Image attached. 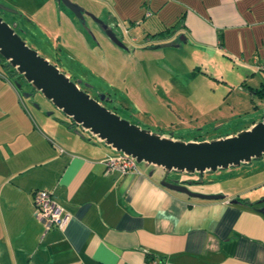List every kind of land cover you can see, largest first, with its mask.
I'll return each mask as SVG.
<instances>
[{
    "label": "crops",
    "instance_id": "crops-1",
    "mask_svg": "<svg viewBox=\"0 0 264 264\" xmlns=\"http://www.w3.org/2000/svg\"><path fill=\"white\" fill-rule=\"evenodd\" d=\"M110 1L116 11V0ZM135 1L126 2L129 13L121 17L137 10ZM169 3L175 11L171 22L162 20ZM145 5L143 15H154L148 22L159 25L146 30L150 41H172L180 34L184 44L206 49V62L232 57L254 65L253 56L264 57V0H147ZM35 7L33 12H42ZM172 24L165 36L151 34ZM10 75L0 73V264H142L150 258L167 264H264V190H202L198 182L205 170L196 190L223 197L197 198L159 183L163 173L183 179L161 167L150 174L141 164L136 171H105L102 159L115 153L109 145L65 115L31 114L19 103H6L14 92L19 96ZM255 174L264 180V163L247 176ZM35 188L50 190L69 213L63 227L44 228L34 216ZM236 197L243 199L231 201Z\"/></svg>",
    "mask_w": 264,
    "mask_h": 264
},
{
    "label": "rangeland",
    "instance_id": "rangeland-1",
    "mask_svg": "<svg viewBox=\"0 0 264 264\" xmlns=\"http://www.w3.org/2000/svg\"><path fill=\"white\" fill-rule=\"evenodd\" d=\"M57 1L58 7L50 6V0H0V17L91 97L106 93L108 100L99 101L121 118L151 131L188 139L198 134L211 137L237 132L264 114V100L253 93V87L264 82L263 70L232 57L206 62V49L184 44L180 34L172 41L145 38L146 30L159 26L148 22L154 15H143L147 0H136L137 10L130 11L134 12L130 17H121L129 13L128 0H116V11L111 9L110 0H71L91 14L83 12L82 18ZM37 5L41 14L32 11ZM174 12L172 7L165 10L162 20L171 22ZM104 30L119 37L123 47L112 42ZM8 67L0 57V73H8ZM10 78L19 96L15 92L12 99L6 95L8 105L19 103L31 114L44 110L48 116L64 115L16 71H11ZM135 163L145 165L144 161ZM262 163L264 154L248 164L208 170L198 185L202 190L246 187L250 190L247 194H259L264 190L263 177L247 175ZM167 173L181 176L179 181L192 191L217 193L196 190L197 182H188L199 177L196 171Z\"/></svg>",
    "mask_w": 264,
    "mask_h": 264
},
{
    "label": "water",
    "instance_id": "water-1",
    "mask_svg": "<svg viewBox=\"0 0 264 264\" xmlns=\"http://www.w3.org/2000/svg\"><path fill=\"white\" fill-rule=\"evenodd\" d=\"M60 1L78 18H82L83 12L91 16L71 0ZM104 33L112 42L123 47L112 31L104 30ZM0 55L11 66L8 69L22 76L31 88L38 90L79 129L109 145L113 151L131 157L134 162L144 161L149 166L148 174L154 167H161L166 173L168 170L196 171L200 175L205 170L238 165L264 154V115L237 132L198 139H185L139 127L101 104L102 94L91 97L82 90L55 63L29 47L1 17ZM159 183L190 197H223L218 192L192 191L182 180L178 182L164 173L159 177Z\"/></svg>",
    "mask_w": 264,
    "mask_h": 264
},
{
    "label": "built area",
    "instance_id": "built-area-1",
    "mask_svg": "<svg viewBox=\"0 0 264 264\" xmlns=\"http://www.w3.org/2000/svg\"><path fill=\"white\" fill-rule=\"evenodd\" d=\"M148 12H146L147 14ZM254 65L264 71V57H252ZM104 170L109 171L116 169L120 172L128 170H138L134 160L121 153L107 155L102 159ZM31 204L34 216L41 221L44 228L57 227L61 228L67 222L69 213L62 211L61 207L55 202L51 191L44 188H35L31 191ZM142 264H167L164 259L150 258Z\"/></svg>",
    "mask_w": 264,
    "mask_h": 264
},
{
    "label": "trees",
    "instance_id": "trees-1",
    "mask_svg": "<svg viewBox=\"0 0 264 264\" xmlns=\"http://www.w3.org/2000/svg\"><path fill=\"white\" fill-rule=\"evenodd\" d=\"M176 24H172L164 29H161L159 31H156L154 33H151L152 35H160V36H165L169 33H171L174 28H175ZM171 28V29H170ZM169 29V30H168ZM1 57V55H0ZM12 70L8 69V72L11 73ZM253 93H255L257 95L258 98L264 100V82H260L257 86L253 87ZM264 115V114H263ZM202 134H198V135H194L193 138L194 139H198V138H202ZM201 180L200 178L196 181H199ZM195 182V180L193 181ZM236 200L239 199V200H242L243 198H240V197H236L235 198Z\"/></svg>",
    "mask_w": 264,
    "mask_h": 264
},
{
    "label": "flooded vegetation",
    "instance_id": "flooded-vegetation-1",
    "mask_svg": "<svg viewBox=\"0 0 264 264\" xmlns=\"http://www.w3.org/2000/svg\"><path fill=\"white\" fill-rule=\"evenodd\" d=\"M106 100H108V96H107V94L106 93H103V96H102V98L100 99V101H106ZM199 179V177L198 178H192V179H189L191 182H193L194 180L196 181V180H198ZM201 181V180H200Z\"/></svg>",
    "mask_w": 264,
    "mask_h": 264
}]
</instances>
